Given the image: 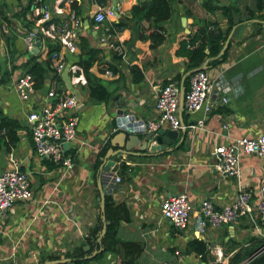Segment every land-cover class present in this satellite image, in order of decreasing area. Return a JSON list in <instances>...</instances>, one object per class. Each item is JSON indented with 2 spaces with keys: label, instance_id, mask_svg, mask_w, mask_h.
Segmentation results:
<instances>
[{
  "label": "crops",
  "instance_id": "1",
  "mask_svg": "<svg viewBox=\"0 0 264 264\" xmlns=\"http://www.w3.org/2000/svg\"><path fill=\"white\" fill-rule=\"evenodd\" d=\"M26 1L0 0V19L9 28L7 34L0 36V73L10 69L11 65L13 68L11 66L9 74L22 73L26 67L28 55L23 34L28 19L34 22L29 10L22 14ZM44 1L52 5L55 0ZM137 1L115 0L117 15L108 19L123 20L128 26L116 25L113 31L108 26L112 35L104 42L100 39L104 30L93 28L90 18L94 5L90 0L80 1L78 14L82 25L78 38L82 36L90 46L98 48L99 60L117 68L110 76L116 89L106 101L90 98L86 82H71L67 69L58 74L49 71L43 87H37L25 101L18 97L10 77L0 84V109L25 125L16 130L17 140L0 145V171L10 165V159H14L21 170L28 171L33 187L30 199L15 203L0 219L1 262L22 258L29 248L40 250L39 255L62 253L60 251L86 244V233L94 224L96 215H101V190L103 195H110L115 204L126 206L129 220L118 222L115 235L139 244L134 264H184L187 259L191 260L189 254L183 252V246L194 235L191 222L185 227H174L160 213L161 199L185 191L195 208L201 198L209 199L213 208H218L231 201L242 185H254L264 177L260 158L253 154L241 156L237 175H223L212 167L218 142H227L232 136L243 133L264 131V6L257 8L261 0L215 2L227 4L233 1L238 10L231 12L235 23L227 33L225 58L215 64H206L210 59L206 56L200 67L228 84L227 102L233 110L216 109L219 104L215 96V108L209 112L199 109L185 114L189 123L183 129H176L170 142L157 150H149L148 146L140 148L150 130L142 128L140 122L155 117L154 101L159 86L170 79L182 82L191 71L185 66L186 59L175 52L178 40L197 26L196 20L209 17L216 21V25L210 24L216 28L208 25L209 29L220 27L223 30L226 18L218 9L207 12L201 5L202 0H173L170 16L159 25L151 26L148 16L135 23L129 19V7ZM108 4L111 6V0ZM103 24L109 23L105 20ZM152 27L163 35L160 42L138 38ZM109 41H120L123 55L107 46ZM77 50L72 53L64 51L67 65L76 60ZM5 52L8 53L7 60L3 55ZM132 65L141 72L140 80H131L129 67ZM54 80L57 91L66 90L77 97L74 110L78 120L75 137L65 146V152L72 157L70 165L48 168L44 157L33 150L25 115L29 109L51 100L46 92ZM182 110L181 106L180 118L184 124ZM160 127L169 128L165 123ZM118 130H123L126 135H136L133 136L135 142L129 146L131 152H123L117 143H110V138ZM126 139L125 136L123 140ZM107 141L108 145L99 157V176H93L94 159ZM106 173H116L119 179L108 180ZM210 230L205 232L203 239L207 247L214 241L224 246L227 236L236 234L230 222H222ZM197 255L193 259L196 264L200 259ZM104 257L111 263L116 262L109 253Z\"/></svg>",
  "mask_w": 264,
  "mask_h": 264
},
{
  "label": "built area",
  "instance_id": "2",
  "mask_svg": "<svg viewBox=\"0 0 264 264\" xmlns=\"http://www.w3.org/2000/svg\"><path fill=\"white\" fill-rule=\"evenodd\" d=\"M71 1L55 0L50 5L44 0H33L29 11L31 15H39L38 20L34 18L39 28L37 31L27 30L23 34L24 49L28 52L34 47L36 34L40 38L37 52L45 49V39L49 41L55 39L60 43L59 49L50 51L47 56L55 74L60 73L62 69H68L71 65V63L66 64L64 51L72 53L77 50L78 30L82 25V19L75 8L71 6ZM90 1L94 5L90 11L93 28L98 31L104 30L100 36L101 41L104 42L111 37L115 28L109 19L116 17L117 14L110 4L100 5L94 0ZM105 20L109 24H103ZM108 26L112 27L111 32L108 31ZM8 32V24L0 19V36ZM106 44L115 49L118 54L123 55L124 48L120 41H109ZM3 54L7 60L8 53ZM41 54L44 55V53ZM8 63L7 61V65ZM106 72L111 73L109 69ZM10 78L12 87L23 101L31 97L37 88L34 86L33 76L28 72L12 74ZM71 82L76 83L77 80L71 79ZM49 85L50 88L46 95L51 100L29 109L25 115L29 125L32 147L36 154L58 165L69 166L72 157L65 152L64 144L69 143L76 134L78 119L74 105L77 97L67 93L66 90L57 91L55 80L51 81ZM228 89L227 83L221 79H215L214 75L210 76L203 68L193 70L185 86L181 81L170 79L161 84L156 92L155 117L147 119L146 122H140V126L155 131L162 123H165L169 128L178 129L186 125L181 124L179 118L180 94H182V107L186 113L199 109L209 112L214 107L216 94H219V103L228 100ZM198 121L201 123V120ZM227 124L225 123L224 126ZM1 132L3 129H0ZM214 152L212 167L223 175L238 174L242 155H256L260 158L264 169V131L232 136L227 142H218ZM10 161V165L0 171V219L6 216L7 211L15 203L26 201L33 195L28 171L21 170L14 159H10ZM106 175L108 180L119 179L116 173H106ZM159 208L161 215L168 219L174 227H185L191 222L192 233L202 239H205V232L208 228H217L222 222H230L232 226L234 223L240 222L242 214L247 215L253 222L256 233L264 237V228L257 224L253 215V212L259 213L261 223L264 225V177L254 185H242L240 189L236 190L231 201L218 208H213L207 198H201L198 208H195L185 191L164 196L160 201ZM204 217L210 222L209 224L205 222ZM263 249L264 240L236 264H245L249 258ZM222 250V245L218 241L209 244V251L214 254L215 261L224 260ZM197 256L200 254L198 253Z\"/></svg>",
  "mask_w": 264,
  "mask_h": 264
},
{
  "label": "trees",
  "instance_id": "3",
  "mask_svg": "<svg viewBox=\"0 0 264 264\" xmlns=\"http://www.w3.org/2000/svg\"><path fill=\"white\" fill-rule=\"evenodd\" d=\"M32 1L33 0L26 1L25 7H22L21 9L22 14H24L26 10L30 9L31 4L33 3ZM80 1L81 0L71 1V6L75 8L77 13L81 10ZM94 1L100 5L109 3V0ZM172 1L173 0H138L135 3H132L129 7V19L135 23H139L144 18V16H148L151 26L159 25L160 21L170 16L172 11ZM215 2L216 0H202L201 5L207 12L210 13L213 12V10L218 9L219 12L226 18V27L223 30H221L220 27H217L216 30L209 29L208 25H216V21L210 19L209 17H203L202 19L195 21L197 26L194 29L184 34V36L178 40V47L175 49V52L186 59L185 66L191 70L187 75H185L186 78H183L182 80L184 86L187 84L188 77L192 73L193 69L200 67L206 56H210V59L206 60V64H215L225 58L227 47L224 48L222 52H220L222 42L227 37V33L232 24L235 23L231 12H236L238 9L236 8V5L233 3V1H230L227 4H215ZM263 6L264 0H261V3L259 6H257V8H261ZM32 16L36 18L35 20H38V14H32ZM22 18L25 19L24 15H22ZM34 22L28 19V22L25 25V31H37L39 27L38 25H35ZM111 23L115 25V27L116 25L120 24H123L125 27L128 26V24L123 20L111 21ZM138 38H149L151 39L152 43H157L163 39V35L154 31L152 27L148 32L140 34ZM45 44V49L41 50L40 52L38 51L35 54H29L30 52L25 50L28 56L24 72H28L33 76L34 86L38 88L41 86L43 87L44 79L46 78L48 72L52 70L47 57L49 52L59 49L60 47V43L55 39L54 41L50 42L45 39ZM77 46V58L71 62L70 67L67 69L69 79L77 80L78 83L85 81L89 88L88 96L90 98L106 101L108 98H110L111 93L116 89V85L112 84L114 80L110 78V75L115 72L117 68L111 63L99 60L100 57L98 55V48L90 46L84 37L79 36L77 40ZM41 53H44V55ZM11 66L13 68V65ZM10 69H4L1 71L0 84L4 83L6 79L11 76L12 73L9 74ZM107 69H109L112 73H107ZM129 72L132 81L140 80L142 77L141 72L139 69H136L134 65L129 67ZM215 96L218 99L219 104H217L218 106L216 109H223L225 112H230L233 110L230 106H228V100L226 102L219 103V94H216ZM185 114L187 113L182 110L184 124H188L189 121H187ZM22 126L25 125H22L17 119L7 115L0 109V129H3V132L0 133V145H7V141L14 142L17 140L16 130ZM29 139L31 141L30 132ZM105 144L100 148L94 159L92 165L93 176H99L98 166L101 163V159H99V157L105 151L108 141ZM180 144L181 142L178 143V145ZM44 162L48 168L58 165L57 163L46 158H44ZM103 203L104 217L102 218L100 213L96 215L94 224L88 230L85 236V243L88 244L86 249L82 248V244L76 245L71 249L60 251L62 253L39 254V262L45 259L66 256L69 258V262H55L52 264H90L89 262L91 260L104 257L109 253L111 257H115L116 262L113 264H134L133 259L140 250L139 244L131 240H122L115 235V227L118 222L120 220H129V214L127 212L126 206L115 204L113 199L108 194L103 195ZM253 215L255 216L257 224L261 228H264V225L261 223L260 214L253 212ZM246 222H248L250 226H247ZM103 223L104 232L100 235V229ZM233 226L236 229V234L234 233L228 235L226 240L223 241L224 246H222V249L224 251V260L213 261V258L209 257V247L206 246V242L201 237L193 235L183 246V252L189 254L191 258V260L187 259L188 262L184 264H196L194 263L193 259L197 253L200 254L198 264H236L243 257L247 256L254 249H256L264 240L263 236L256 233L254 230V224L247 215L242 214L240 222L234 223L232 227ZM244 227H247L248 231L240 234V229ZM92 251L94 252L92 253ZM0 264L8 263L0 261ZM245 264H264V249L249 258Z\"/></svg>",
  "mask_w": 264,
  "mask_h": 264
},
{
  "label": "water",
  "instance_id": "4",
  "mask_svg": "<svg viewBox=\"0 0 264 264\" xmlns=\"http://www.w3.org/2000/svg\"><path fill=\"white\" fill-rule=\"evenodd\" d=\"M188 2H191L192 0H186ZM111 7L112 9L115 8V0H111ZM35 42H34V47L31 49L30 54L31 53H36L38 50V47L40 45V38L38 37V35H35ZM227 39L228 37H226L222 47H221V51L226 47V43H227ZM197 68H201V67H196L193 70L197 69ZM182 106V94H180V99H179V108H181ZM179 118H180V111H179ZM181 120V124H183L182 119ZM184 128V126H182V129ZM177 130L176 129H172V128H158L157 131H153V130H149L148 132H146L145 136L147 137L146 140L144 141V144L140 146V148H145L148 146L149 150H157L160 148L164 147V143H169L170 140L176 135ZM126 136V140H123V138ZM133 136H136L135 134H131V135H126V133L123 130H118L111 138H110V143L111 144H115L117 143L120 148L119 150H122L123 152H131L129 151V146L134 143V139ZM121 138V139H120ZM155 141V143H151L152 141ZM67 145V143L64 144V147ZM111 150V148H109ZM105 167V166H104ZM98 189L100 190V185L98 183ZM99 200H100V211H101V217H104V208H103V193L100 190L99 191ZM104 232V223L101 226L100 229V235ZM88 247V244H83L82 248L86 249ZM67 261L69 262V258L68 257H58V258H51V259H45L41 262H38L37 264H52L55 262H64Z\"/></svg>",
  "mask_w": 264,
  "mask_h": 264
},
{
  "label": "rangeland",
  "instance_id": "5",
  "mask_svg": "<svg viewBox=\"0 0 264 264\" xmlns=\"http://www.w3.org/2000/svg\"><path fill=\"white\" fill-rule=\"evenodd\" d=\"M258 68H256L255 70H257ZM111 76V75H110ZM256 132V131H255ZM204 219H205V222L207 223V224H209L210 222L207 220V218L206 217H204ZM247 224V226L249 225L250 226V224L248 223V222H246ZM208 230L209 231H211L209 228H208ZM246 231H248V229H247V227H244V228H242V229H240V234L241 233H244V232H246ZM213 243V242H212ZM211 243V244H212ZM220 243V242H219ZM40 250H38V249H28L27 251H26V253L23 255V256H21L22 258H19V257H16V258H10V259H8L7 261H6V263H8V264H21L20 263V261H23L25 264H36L37 262H39V260H38V252H39ZM209 257H211V258H213V261H215L214 260V254L213 253H211L210 251H209ZM223 256H224V251L222 250V258H223ZM90 264H113V263H111L110 262V260L107 258V257H101V258H99V259H93V260H91L90 262H89Z\"/></svg>",
  "mask_w": 264,
  "mask_h": 264
}]
</instances>
